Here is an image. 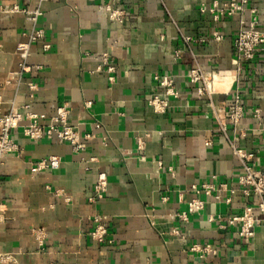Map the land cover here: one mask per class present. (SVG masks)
<instances>
[{"label":"crops","instance_id":"0c3cea01","mask_svg":"<svg viewBox=\"0 0 264 264\" xmlns=\"http://www.w3.org/2000/svg\"><path fill=\"white\" fill-rule=\"evenodd\" d=\"M107 4L123 9L122 23ZM252 18L264 30V0H0V115L16 107L48 123L64 103L84 145L10 130L17 149L0 160V252L11 258L0 264H264V225L256 219L245 238L226 221L254 199L237 183L229 143L264 170V51L243 60L234 45ZM162 75L176 96L164 95ZM235 102L242 117L220 116L222 130L214 110ZM49 155L57 167L31 170ZM193 198L203 208L181 221Z\"/></svg>","mask_w":264,"mask_h":264},{"label":"built area","instance_id":"2783aa9c","mask_svg":"<svg viewBox=\"0 0 264 264\" xmlns=\"http://www.w3.org/2000/svg\"><path fill=\"white\" fill-rule=\"evenodd\" d=\"M245 0H242L244 2ZM235 8H239L236 5ZM16 9V7H14ZM232 7L229 8L227 13H231ZM17 10V9H16ZM108 17L115 20L118 23H122L124 12L122 8L116 7L112 4L106 5ZM23 11V10H21ZM30 15L36 14V11H26ZM42 31L36 30L29 36V40L36 37H40ZM235 49L239 57L243 60H251L258 52L264 51V30H260L256 27V20L251 19L248 27L240 28L234 38ZM44 48L48 47V44L42 45ZM18 49L21 50V58L25 59L28 55V42L19 43ZM23 70L28 67L21 63ZM158 80V84L163 91L164 95L176 96L177 92L172 87V80L168 75L154 76ZM189 78L191 82L201 81V85L197 87V92H207L206 82L201 74V69L194 65L189 68ZM165 100L161 99L159 95L154 94L150 100V103L155 108L162 107L165 104ZM214 115L220 123V116H226L232 124L238 122L242 117V108L238 102L228 110L222 109L214 110ZM43 114H36L32 112H20L16 107H12L6 112L0 115V160L1 158L17 149L16 143L10 136V130L13 128H21L22 133L31 139L40 140L43 137L55 138L57 141L69 142L73 149H83V143L77 140V132L73 126L68 122V107L62 103L56 106L54 114L49 118L48 123H40L39 120L43 119ZM222 130L225 129L224 125L220 123ZM229 147L232 153L236 156L241 167V173L237 177V183L242 186V191L245 194L253 195L254 199L251 203L243 206L242 211L238 214L229 215L226 219L228 224L237 225V233L245 238H251L254 234L255 220L258 219L264 225V170L254 168L248 162L247 154L242 151L241 148L235 146L233 143H229ZM59 159L57 156L49 155L45 158L37 161L32 167V171H38L42 168H54L57 167ZM106 178L103 172L97 174L95 183V190L97 191V197H101L105 190ZM220 188L225 189V184L220 183ZM213 185L203 184L202 191L205 194L210 193V189ZM215 198H219L216 194ZM203 208V201L198 198H193L187 203L186 212L180 213L178 216L181 221L186 220L188 213H193ZM259 215L255 218L256 214ZM104 232L102 225L96 226L91 232L96 238H101ZM11 258L9 252H0V263L6 262Z\"/></svg>","mask_w":264,"mask_h":264}]
</instances>
